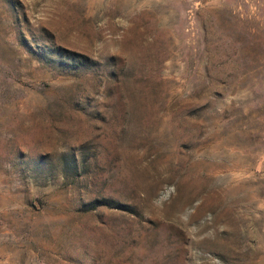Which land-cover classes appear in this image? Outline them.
Wrapping results in <instances>:
<instances>
[{
    "label": "rangeland",
    "instance_id": "374dc122",
    "mask_svg": "<svg viewBox=\"0 0 264 264\" xmlns=\"http://www.w3.org/2000/svg\"><path fill=\"white\" fill-rule=\"evenodd\" d=\"M0 264H264V0H0Z\"/></svg>",
    "mask_w": 264,
    "mask_h": 264
},
{
    "label": "trees",
    "instance_id": "16d2710c",
    "mask_svg": "<svg viewBox=\"0 0 264 264\" xmlns=\"http://www.w3.org/2000/svg\"><path fill=\"white\" fill-rule=\"evenodd\" d=\"M41 53H42L41 55H42L43 59L45 61H47V62H55V61H57V60H55L54 58L51 57V54L59 53L62 56L63 55H67L66 54L67 53L66 50H64L62 47H56L55 45H53V46L47 45V46L43 47ZM69 53H70L69 56L72 57L73 54L71 52H69ZM61 61H62V64H64L65 60H61Z\"/></svg>",
    "mask_w": 264,
    "mask_h": 264
}]
</instances>
